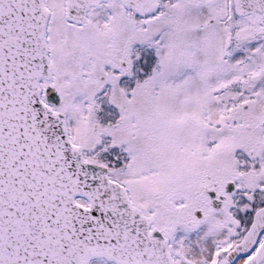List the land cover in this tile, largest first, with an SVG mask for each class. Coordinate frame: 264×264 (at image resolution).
Returning a JSON list of instances; mask_svg holds the SVG:
<instances>
[{
  "label": "snow or ice",
  "instance_id": "obj_1",
  "mask_svg": "<svg viewBox=\"0 0 264 264\" xmlns=\"http://www.w3.org/2000/svg\"><path fill=\"white\" fill-rule=\"evenodd\" d=\"M0 264H264V0H0Z\"/></svg>",
  "mask_w": 264,
  "mask_h": 264
}]
</instances>
